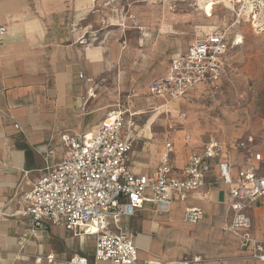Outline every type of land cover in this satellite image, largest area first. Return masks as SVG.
<instances>
[{
  "label": "crops",
  "instance_id": "0c3cea01",
  "mask_svg": "<svg viewBox=\"0 0 264 264\" xmlns=\"http://www.w3.org/2000/svg\"><path fill=\"white\" fill-rule=\"evenodd\" d=\"M121 1L0 0V27L6 28L5 35L0 37V210L7 214L0 216V264H68L75 255L93 261L94 236H76L64 226L50 222L36 229L27 216L18 213L28 206L24 196L50 168L65 158L64 134H95L108 113L127 112L136 124L137 135L129 171L149 178L156 177L168 143L174 147L169 162L171 176L178 178L182 177L189 158L201 156L209 144L194 149L192 141L184 138V150L180 151L176 142L168 140L151 163L134 158V147L141 132L138 114L121 106L115 101L117 97L100 85L113 60L110 54L113 48L107 46L110 35L107 39L103 36L115 25L121 27V18H124ZM156 17L147 16L150 20ZM218 29L224 30L210 28L195 42ZM99 36L104 40L100 45ZM230 41L225 73L231 50L239 45ZM192 44L173 55L165 72L151 82L150 99L179 104L197 90L220 83L223 77L216 83H200L177 100L151 95L152 84L166 75L172 59L187 52ZM115 50L119 51L118 57L123 63L127 47L118 42ZM91 91L94 96L90 95ZM216 142L221 153L210 164L205 187L188 193L185 202L175 201L167 212H159L154 204H144L133 216L122 218L118 224L111 223L113 231L133 235L139 262L168 263L197 256L204 264H256L250 258L252 250H242L238 237L228 230L229 188L222 184L218 171L220 162H228L232 179L236 181L246 166L248 153L237 144L229 151L227 146ZM261 151L254 148V154L261 158L255 167L257 174L264 176V146ZM186 206L203 210L198 224L185 221ZM246 214L252 222L251 236L263 241L264 205L252 204Z\"/></svg>",
  "mask_w": 264,
  "mask_h": 264
},
{
  "label": "built area",
  "instance_id": "2783aa9c",
  "mask_svg": "<svg viewBox=\"0 0 264 264\" xmlns=\"http://www.w3.org/2000/svg\"><path fill=\"white\" fill-rule=\"evenodd\" d=\"M228 9L238 20L250 23L255 31L264 32V0H230ZM5 33L6 28L0 27V37ZM230 42L226 32L218 29L193 43L187 52L172 59L166 75L152 84L151 95L177 100L200 83L218 82L225 74ZM94 94L90 92L91 96ZM135 125L130 114L117 110L108 113L95 134H64L65 158L24 196L28 206L18 213L27 216L36 229L50 222L64 226L76 236L95 237L93 261L75 255L68 264H204L197 256L176 262L141 263L133 235L111 229V223L118 224L122 218L133 216L146 203L154 204L159 212H167L175 201L185 202L188 193L207 185L210 164L221 153L218 142L210 141L201 156L189 158L178 178L171 176L169 162L174 147L168 143L155 178L134 175L129 171V163L137 138ZM253 144L250 137L238 146L246 148ZM260 160L249 150L246 166L236 181L228 162L218 164L221 182L229 188L228 230L238 237L242 250H252L250 258L256 264H264V240L251 236L252 222L246 209L255 203L264 205V176L258 175L255 167ZM0 216L7 214L0 210ZM202 217L201 208L185 207L186 222L198 224Z\"/></svg>",
  "mask_w": 264,
  "mask_h": 264
},
{
  "label": "rangeland",
  "instance_id": "374dc122",
  "mask_svg": "<svg viewBox=\"0 0 264 264\" xmlns=\"http://www.w3.org/2000/svg\"><path fill=\"white\" fill-rule=\"evenodd\" d=\"M210 2L217 4L207 8ZM121 3L124 11L121 27L115 25L103 36L107 39L110 35L107 46L113 48L110 52L113 60L100 85L111 91L121 106L138 114L141 132L134 158L149 164L166 141L173 140L183 151L185 139L192 141L194 149L216 140L233 151L232 145L253 137L254 146H247V153L254 152V148L263 153L264 32H257L250 23L234 17L228 10L229 0H122ZM152 14L156 19L147 18ZM152 22L155 24L150 25ZM218 27L232 41L239 42L237 39L241 38L231 50L220 83L197 90L179 104L150 99L148 87L165 72L170 58L203 37L210 28ZM103 38L98 37V45ZM118 42L127 47L123 63L115 50Z\"/></svg>",
  "mask_w": 264,
  "mask_h": 264
},
{
  "label": "bare ground",
  "instance_id": "6f19581e",
  "mask_svg": "<svg viewBox=\"0 0 264 264\" xmlns=\"http://www.w3.org/2000/svg\"><path fill=\"white\" fill-rule=\"evenodd\" d=\"M217 3L216 2H210V4L208 5V7L207 8H212L213 6H215ZM239 42H241V38H238L237 39ZM238 42V43H239ZM145 56V55H144Z\"/></svg>",
  "mask_w": 264,
  "mask_h": 264
}]
</instances>
